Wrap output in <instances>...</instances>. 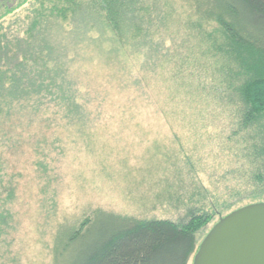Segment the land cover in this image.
Wrapping results in <instances>:
<instances>
[{
  "label": "rangeland",
  "instance_id": "obj_1",
  "mask_svg": "<svg viewBox=\"0 0 264 264\" xmlns=\"http://www.w3.org/2000/svg\"><path fill=\"white\" fill-rule=\"evenodd\" d=\"M29 1L6 14L1 7V27L17 31L12 21L24 17ZM143 2L153 19L163 18L162 26L153 20L159 47L112 52L108 37L92 30L73 54L88 119L40 129L35 117L0 146L4 178L16 186L14 228L0 231V264H52L57 223L96 207L174 221L190 210L213 212L197 232L198 247L220 217L248 202L232 192L241 180V142L229 137L238 105L218 89L223 58L203 36L212 27L195 22L186 0Z\"/></svg>",
  "mask_w": 264,
  "mask_h": 264
},
{
  "label": "trees",
  "instance_id": "obj_2",
  "mask_svg": "<svg viewBox=\"0 0 264 264\" xmlns=\"http://www.w3.org/2000/svg\"><path fill=\"white\" fill-rule=\"evenodd\" d=\"M26 1L0 0V8L6 14ZM186 1L195 22L212 27L203 36L223 58L218 72L224 83L217 78L218 89L238 105L229 137L241 142L236 171L241 180L239 191L232 192L241 196L239 201L248 200L242 206L264 202V0ZM29 2L24 17L12 21L17 31L0 25V146L10 141L14 129L28 127L35 117H40V129L52 123L63 129L58 119L73 125L74 116L88 119V102L78 100L79 76L71 64L78 47L92 38V30L101 34L99 38L108 37L112 52L135 53L159 45L153 37L159 22L153 20L159 15L153 19L143 0ZM1 164L0 231L14 228L11 204L16 199V186L4 178ZM208 202L218 209L211 199ZM213 214L190 210L181 221L137 219L96 207L74 223H57L52 264H188L198 248L197 232Z\"/></svg>",
  "mask_w": 264,
  "mask_h": 264
},
{
  "label": "water",
  "instance_id": "obj_3",
  "mask_svg": "<svg viewBox=\"0 0 264 264\" xmlns=\"http://www.w3.org/2000/svg\"><path fill=\"white\" fill-rule=\"evenodd\" d=\"M192 264H264V202L221 217L200 242Z\"/></svg>",
  "mask_w": 264,
  "mask_h": 264
}]
</instances>
